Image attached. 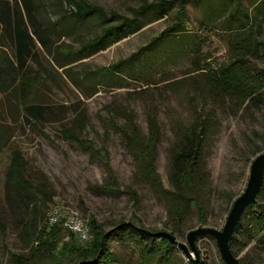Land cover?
<instances>
[{
    "label": "rangeland",
    "instance_id": "obj_1",
    "mask_svg": "<svg viewBox=\"0 0 264 264\" xmlns=\"http://www.w3.org/2000/svg\"><path fill=\"white\" fill-rule=\"evenodd\" d=\"M7 1L12 8L14 1ZM152 1L39 0L35 4L34 15L39 20L45 19L40 28L47 29L50 23L55 33L45 31L50 36L49 53L37 43L35 57L26 63L25 72L31 88L25 102L41 103L49 108L41 124H27L25 113L14 97L19 95L3 90L0 85L3 135L0 143H4L0 151V264H10L9 254L2 248L1 241L11 250L26 252L19 236V224L21 217L27 218V213L15 209L4 197L7 191L5 173L13 150L23 157L29 180L35 184L41 180L48 183L55 203L64 208L68 206L85 221V217L92 214L103 223L105 230L112 229L121 220L150 231L171 233L175 229L172 234L189 247L186 235L190 230L200 226L221 229L224 225L233 200L246 186L251 161L257 155L254 154L256 147L264 149V104L240 105L234 96L211 93L207 79L201 76V68L216 69L228 64L234 57L233 52L242 53L240 46L249 34V27L248 24L237 26L236 19L246 24L243 12L253 24H258L260 28L254 35L259 42H264V5L255 7L252 0L189 3L185 6L183 23L171 37L156 42L151 51H143L132 60L114 65L176 22L178 2L163 0L166 15L161 19H155L158 9L149 8L138 15L135 33L105 50L81 51L82 45L99 33V21L92 16L84 24H76L74 8L68 2H83L98 6L106 13L131 17V8ZM63 16L67 20H63ZM227 20L232 23L228 24ZM228 25L233 29L228 30ZM0 56H13L1 38ZM249 63L256 69L264 68V58L250 57ZM149 112L159 124L154 166L166 189L173 188L171 148L180 141V132L187 129L199 113L209 119L211 128L203 140L200 155L202 173L201 177H195L196 192L205 209V224L198 223L193 207L184 222L173 229L168 201L137 170L119 129L127 128L131 121L138 132L146 134ZM113 116L116 126L111 124ZM66 132L103 149L101 153L106 156L110 171L106 159L91 156L82 145L68 140ZM110 172L116 180L115 192H98V187L110 180ZM130 191L139 198L136 205L130 198ZM245 224L246 219L242 217L238 228L243 232ZM138 242L128 232L111 238L109 248L116 264L119 261L142 264L140 251L147 240L143 238ZM195 247L198 259L204 264H224L213 237H197ZM247 249L240 251L237 257H247L251 264H264V253ZM161 252L159 248L148 264H154ZM169 252V257L162 258L159 264L188 261L176 245Z\"/></svg>",
    "mask_w": 264,
    "mask_h": 264
},
{
    "label": "trees",
    "instance_id": "obj_2",
    "mask_svg": "<svg viewBox=\"0 0 264 264\" xmlns=\"http://www.w3.org/2000/svg\"><path fill=\"white\" fill-rule=\"evenodd\" d=\"M13 1L14 6L11 8L9 7V1L0 0V33L3 34H0V38L3 43L9 46L13 54L12 57L0 56V85L3 90L7 92L12 90L19 95L14 97L19 102V108L25 113V122L27 124L33 122L41 124L45 119V111L49 107L41 103L25 102L31 88L30 84H28L25 67L27 61L35 57L37 43L46 53H49L50 36L46 35L45 31L48 30L52 34L55 31L50 23L46 25L47 29L40 28L41 23L45 19L39 20L34 15V7L35 4L39 3V0ZM172 1H177L179 6L176 13V22L159 35L153 37L146 45L139 48L137 52L131 54L123 61H117L114 65L132 60L143 51H151V47L156 42L164 41L171 37L173 33L177 32L176 28L183 23L186 16L185 6L189 3H197L200 0H169L168 2ZM252 1L255 7L264 5V0ZM68 4L74 8L73 16L76 24H84L92 16L98 18L99 33L82 45L81 51L85 53L105 50L107 47L135 33L138 30L135 26L138 15L149 8L159 10L155 16L156 20L166 15L163 0H153L150 3L143 2L138 8H131L129 10L131 17H125L116 12L106 13L98 6L88 5L83 2H68ZM234 15L235 12L231 14V16ZM241 15L246 19V24L241 23L242 20L239 23L236 19L237 26L245 27L248 24L249 27V34L240 46L242 53L233 52V59L228 64L221 65L216 69L212 67L201 68V76L207 79L211 93L234 96L238 99L240 105L264 104V68L256 69L251 67L249 63L250 57L254 59L264 58V42H259L256 39V35H254V32L260 28L258 24H253V21L246 13L243 12ZM61 18L67 20L64 16ZM226 22L231 24L232 20H227ZM227 28L231 30L232 25H228ZM59 67H63V65L59 64ZM5 82L12 88L9 89L8 86H4ZM204 102V100L201 101L202 104ZM147 120L148 128L146 134L138 132L136 124L131 121L127 128L119 129L130 148L137 170L168 201V213L172 217L171 224L173 229L179 222H184L186 215L193 207L196 208L198 214V223L205 224V209L196 192L195 177H201L202 173L203 164L200 155L203 140L211 128L209 119L204 118L199 113L197 119L187 129L180 132V141L172 146L170 166L172 189L164 188L155 172L154 159L160 129L156 117L151 112L147 114ZM111 122V124L116 126L114 124V116ZM2 136V129H0V141L3 138ZM65 137L82 145L91 156L96 155L106 159L107 170L108 172L110 171L107 158L104 153H101L103 149L95 147V144L91 141L77 138L71 132H66ZM104 137L107 139V132ZM3 144L0 143V151L4 146ZM261 150L256 147L254 154H258ZM24 164L23 157L16 150H13L5 173L7 191L4 197L15 209L21 212L25 211L27 218L23 219L21 217V223L19 224V236L26 247V252L11 250L4 241H1L2 248L9 254L10 264H116L114 253L109 248V242L111 238L123 232H128L130 235L135 236L139 241L138 243L143 238L147 240L141 248L143 251H140L143 259L142 264H148V260L158 252L159 248H162V252L154 264H159L162 258L166 259L169 257V250L174 244L169 243L166 238L140 230L142 227L130 221L124 222L121 220L112 229L105 230L103 223L98 222L92 214H89V216L85 217L86 224L90 230V237L87 241H83L75 234L68 232V229L63 224V218H60L54 224H49L48 217L53 207L57 205L53 198V191L49 190L48 183L43 180L38 184L29 180L25 175ZM109 177L110 180L98 187V192H115L113 186L116 185V180L111 172ZM129 193L133 204L136 205L139 201L138 196L134 191ZM242 217L246 219V228L244 232L238 228L241 223L240 219L229 241L232 253L237 257L238 253L247 247V251L263 254L264 178L256 200L246 207ZM173 231L175 232V229ZM174 232L171 231V233ZM68 233L69 238L66 239L65 235ZM242 236L245 238L243 239ZM239 260L244 264H251L247 257H240ZM120 263L122 264V261L118 262V264ZM185 264L204 263L198 259L197 261L188 260Z\"/></svg>",
    "mask_w": 264,
    "mask_h": 264
},
{
    "label": "water",
    "instance_id": "obj_3",
    "mask_svg": "<svg viewBox=\"0 0 264 264\" xmlns=\"http://www.w3.org/2000/svg\"><path fill=\"white\" fill-rule=\"evenodd\" d=\"M263 178L264 149L261 150L251 161L246 186L244 190L233 200L222 228L216 229L213 227L200 226L190 230L186 235L189 247L179 242L176 237L168 231L160 230L156 232H149L148 230L142 228H140V230L166 238L169 243L179 247L183 251L185 258L190 261L198 260V251L195 247L196 238L199 236L208 235L215 239L220 257L225 264H244L232 253L229 246V241L246 207L256 200L257 194L259 193L263 182ZM189 249H191V251H189Z\"/></svg>",
    "mask_w": 264,
    "mask_h": 264
},
{
    "label": "built area",
    "instance_id": "obj_4",
    "mask_svg": "<svg viewBox=\"0 0 264 264\" xmlns=\"http://www.w3.org/2000/svg\"><path fill=\"white\" fill-rule=\"evenodd\" d=\"M60 218H63V224L68 229V232L75 234V236L83 241H87L89 239V227L86 224V221L81 219L83 217L78 215L76 211L69 209L68 206L64 208L63 206L57 204L53 207L52 212L48 217V222L49 224H54ZM65 238H69V233Z\"/></svg>",
    "mask_w": 264,
    "mask_h": 264
}]
</instances>
